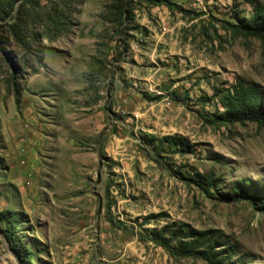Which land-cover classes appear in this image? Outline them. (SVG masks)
<instances>
[{"label":"rangeland","instance_id":"1","mask_svg":"<svg viewBox=\"0 0 264 264\" xmlns=\"http://www.w3.org/2000/svg\"><path fill=\"white\" fill-rule=\"evenodd\" d=\"M263 8L0 0V264H208L151 241L168 225L264 264V128L219 118L240 79L264 90V38L241 30Z\"/></svg>","mask_w":264,"mask_h":264},{"label":"trees","instance_id":"2","mask_svg":"<svg viewBox=\"0 0 264 264\" xmlns=\"http://www.w3.org/2000/svg\"><path fill=\"white\" fill-rule=\"evenodd\" d=\"M241 30L244 33L264 38V8L256 11L248 21L244 22ZM220 102L224 109L219 117L221 121L228 124L249 122L264 128V90L258 84L240 79L230 91L224 93ZM161 142L184 154L189 153L192 148L189 141L180 136H168ZM191 180L201 188L217 183L211 174L195 173ZM251 191H253L251 186L242 183L233 188L232 194L233 197L245 199L251 196ZM252 193L255 194V192ZM254 198L260 200L257 196ZM150 239L172 256L197 257L208 264L226 263L224 258H219L225 252L215 251L216 245L206 233L197 235L193 231H184L181 227L168 225L160 231L153 230Z\"/></svg>","mask_w":264,"mask_h":264}]
</instances>
